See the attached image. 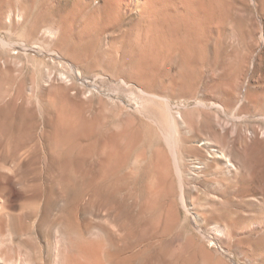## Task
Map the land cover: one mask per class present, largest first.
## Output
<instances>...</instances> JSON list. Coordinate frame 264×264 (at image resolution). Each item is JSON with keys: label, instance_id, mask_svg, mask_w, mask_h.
Here are the masks:
<instances>
[{"label": "rangeland", "instance_id": "374dc122", "mask_svg": "<svg viewBox=\"0 0 264 264\" xmlns=\"http://www.w3.org/2000/svg\"><path fill=\"white\" fill-rule=\"evenodd\" d=\"M138 1L84 29L97 0H0V235L28 239L46 264L66 246L103 264H264L240 195L264 190V0H152L147 28ZM193 9V32L160 21ZM60 22L56 45L40 32ZM218 97L233 107H211ZM31 109L27 136L18 115Z\"/></svg>", "mask_w": 264, "mask_h": 264}, {"label": "bare ground", "instance_id": "6f19581e", "mask_svg": "<svg viewBox=\"0 0 264 264\" xmlns=\"http://www.w3.org/2000/svg\"><path fill=\"white\" fill-rule=\"evenodd\" d=\"M99 5L97 8H94V9H91L92 11L89 12V14H91L92 17H89L88 18H85V20H87L88 24L86 26V28L84 29H90L91 28V25L97 27V25H101L100 23L103 22L104 24L102 25V28H104L103 26H109L111 27L112 23L115 21H123L124 20V16L125 13H124V10H127L129 7L131 8L133 5H136L139 1L138 0H97ZM152 0H146L145 3L142 5V7H140V9H137V13L139 12L140 16L138 17V21L137 23L138 24H141L139 28H142L145 26V22H149V23H152L154 21V15L156 14H151L147 11V9H145L147 6H149V3L151 2ZM92 2V1H91ZM147 4V5H146ZM167 4V3H165ZM199 4V3H198ZM78 5H81L82 6V3L78 4ZM86 5V3L84 4ZM77 6V5H76ZM80 7V6H78ZM87 7V6H86ZM135 7V6H134ZM138 7V6H137ZM167 7V6H166ZM202 9V10H206L207 8L201 4L200 6H198V9ZM84 8V6L82 7ZM192 8V7H191ZM190 8V9H191ZM194 8V7H193ZM161 9V8H160ZM166 9V8H165ZM176 9V8H175ZM199 9V10H200ZM73 10V9H72ZM194 10V9H193ZM196 10V9H195ZM193 11L192 12V15H184V14H181V13H174V14H171V15H164L162 16V22H170L173 23L174 27L176 28L180 22H184L185 24L183 25L184 26V29L187 33H189V31H192L196 28L197 26V23H198V20H199V11L196 10V11ZM129 11V10H128ZM72 12V11H71ZM70 12V13H71ZM153 12V11H152ZM136 13V12H135ZM154 13V12H153ZM164 13V12H163ZM173 13V12H171ZM160 14V12H159ZM162 14V13H161ZM158 15V14H157ZM138 16V15H137ZM39 20V19H38ZM159 21V20H158ZM56 23V22H55ZM53 24V25H50L48 26L46 29L44 30H41V34L48 37L49 38V41L52 40V43L56 44V45H59L61 43H63V41L65 40V33L68 31V28H67V24H66V27L64 25V23L61 24ZM155 23V22H154ZM128 24V23H127ZM135 24V23H134ZM115 25V23H114ZM136 25V24H135ZM151 25V24H150ZM167 25V23H166ZM138 26V25H137ZM149 27L148 23H147V26L146 28ZM153 27V25H152ZM157 27V26H156ZM117 28V27H116ZM123 28V27H122ZM132 28V27H131ZM182 28V27H181ZM92 29V28H91ZM130 30V29H129ZM81 32H83V28H81L80 30ZM127 31V30H125ZM132 31V29L130 30ZM180 31V30H179ZM178 31V32H179ZM129 32V31H127ZM177 32V30H176ZM177 32V33H178ZM193 32V31H192ZM35 34V33H33ZM163 34V33H162ZM144 36V39L147 40L148 38V35H149V31L147 29L144 30V28L142 30H140V36ZM163 36V35H162ZM171 36H176V34H173L171 33ZM57 38V39H55ZM178 39V35L176 37ZM55 40V41H53ZM144 41V40H143ZM143 41H141V45H137L138 46V51H140V53H143L144 50L142 46V43ZM147 42V41H146ZM148 43V42H147ZM145 43V44H147ZM197 41L194 42V44H196ZM135 44V43H134ZM133 44V45H134ZM145 46V45H144ZM147 46V45H146ZM12 47V46H11ZM113 48V47H112ZM146 49V48H145ZM164 49V48H163ZM169 49H167L168 51ZM163 51V50H162ZM121 52V51H120ZM136 52V51H135ZM147 53V52H146ZM150 55V54H149ZM28 56V55H27ZM67 56V55H66ZM145 56V55H144ZM144 58V57H143ZM4 60V59H3ZM124 61V60H123ZM1 63V62H0ZM9 63V62H8ZM20 63V62H19ZM15 64V63H14ZM2 65V63H1ZM6 65V64H5ZM8 65V64H7ZM11 65V64H10ZM3 67H4V62H3ZM13 67H15L13 65ZM6 68V71L10 72L11 73V70L10 68H7V66H5ZM115 70V69H114ZM117 71V70H116ZM113 72V71H112ZM165 72V71H164ZM177 72V71H176ZM181 72V71H180ZM25 82V81H24ZM176 85V83H175ZM178 86V85H177ZM212 86V85H211ZM23 87H24V83H20L19 85V89H18V99H22V95H23ZM262 95V94H261ZM20 97V98H19ZM218 101V103H217ZM235 102V101H234ZM210 105L211 107H215V108H219L221 110H225V109H231L233 107V100L232 99H224L222 97H218L216 101L214 102H210ZM33 112V113H32ZM217 117V116H216ZM18 118L22 121H28L29 123V126L27 128V136L30 134V132L32 131V125L35 123V119H34V111H32L31 109V112L28 111L27 113L25 114H19L18 115ZM5 119V118H4ZM4 121V120H3ZM0 120V133H2L4 130H5V127H4V122ZM188 125L190 126L191 130L195 131V129L197 128V124L196 122H193L192 119H190V122L188 123ZM23 130V129H22ZM205 130H207V132L211 133L212 135H214L216 138L219 139V141H225L226 140V135L225 134H220L218 132H216V130H214V128L212 127L210 121L207 119L206 120V123H205ZM4 133V132H3ZM17 133H19L17 131ZM22 134V133H21ZM27 140V139H26ZM26 140H16V142H13V146L15 148H19V144L20 143L22 146L24 145V143L26 142ZM30 140V139H29ZM205 140L204 139H201V140H197V138H186V142H193V143H197L195 146H197L199 143H201V145H203L205 147V145L207 144V142H204ZM209 143V142H208ZM159 144V143H158ZM208 147V146H206ZM191 148V151L193 153H195L198 158L197 161H202L204 159H206V157L204 158V156L201 154L200 150L201 148H196L194 146L190 147ZM208 149V148H207ZM223 151V150H222ZM220 153H216V155H218ZM221 159L224 158L223 157V154H220L219 156ZM203 162V161H202ZM205 162H203L204 164ZM224 164L225 167L227 168L226 171L227 172H230L231 169H236L234 167V165H232L230 163V161H224ZM197 164H200V162H198ZM202 166V165H201ZM233 168H230L232 167ZM205 167V166H203ZM208 168V167H207ZM195 169V168H194ZM217 171V170H216ZM230 186L229 184L226 185V189L222 192H220V195L222 196H226L227 194V191L229 190ZM219 191V189H218ZM212 193V191H210ZM229 192V191H228ZM240 194V193H239ZM240 195H242L243 197L245 198H250L253 202H250V203H242L243 205H245V208L246 210H248V216H246L245 218L243 217L242 218V222L243 223H246L247 225L250 226V229L252 228L254 230V233L257 235V237L259 236L260 237H263L264 235V190H259L258 188L257 189H254V188H248V190H245L243 193H241ZM191 200V199H190ZM245 210V209H244ZM246 212V213H247ZM206 215V214H204ZM240 217V216H239ZM227 220V218L225 219ZM239 220V218H238ZM241 220V219H240ZM238 221L239 224L242 223L241 221ZM235 221V220H234ZM233 221V222H234ZM236 222V221H235ZM234 222V223H235ZM227 223V221H226ZM225 223V224H226ZM229 225V224H228ZM234 225V224H233ZM233 225L230 224V226L232 227ZM237 226V222L235 224ZM239 226V225H238ZM237 226V228H239ZM235 227V226H234ZM233 227V229H234ZM228 228V226H227ZM236 228V229H237ZM247 228V227H246ZM229 230H232L230 228H228ZM235 229V230H236ZM242 229V228H241ZM251 230V231H253ZM249 231V230H248ZM247 231V232H248ZM250 231V232H251ZM234 232V231H233ZM241 232V230H240ZM232 233V232H231ZM239 234V232H237ZM249 233V232H248ZM247 235V234H246ZM245 237H248L246 236ZM250 235V234H248ZM7 236V235H6ZM231 236V235H230ZM242 237V236H241ZM256 237V238H257ZM250 238H253L252 236ZM254 238V239H256ZM57 241V240H56ZM246 241V240H245ZM252 241V240H251ZM59 242V241H57ZM56 242V244H57ZM59 244V243H58ZM60 245V244H59ZM65 248V247H64ZM63 248V250H65ZM32 249V243H30V241H28V239L26 240H23V239H15L14 237L8 235V238L6 239V237H4L3 239V236L0 235V264H34L33 261H38L39 263L38 264H46V263H43L42 262V257L39 255L37 256V252H35L33 254V250ZM24 250V254L22 255L23 258L20 259V257H16V253L20 252ZM66 250L67 252L65 253V257H63V260L61 261V263H58V264H103L99 258V255L98 253L94 250L93 252L90 250V251H87V249L85 250L84 248H81V249H76V248H73V247H67L66 246ZM39 253H41V249L38 250ZM83 258L85 259L83 261ZM56 262V261H55Z\"/></svg>", "mask_w": 264, "mask_h": 264}]
</instances>
